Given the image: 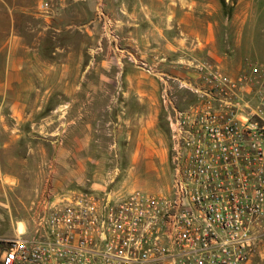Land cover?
I'll return each mask as SVG.
<instances>
[{
    "label": "built area",
    "instance_id": "2783aa9c",
    "mask_svg": "<svg viewBox=\"0 0 264 264\" xmlns=\"http://www.w3.org/2000/svg\"><path fill=\"white\" fill-rule=\"evenodd\" d=\"M43 12L51 9L41 1ZM194 100L161 94L170 129L166 193L56 187L49 176L2 264H249L264 244V62L227 71L189 60ZM163 76V72H160ZM2 110L0 106V123ZM0 124V168L2 161Z\"/></svg>",
    "mask_w": 264,
    "mask_h": 264
},
{
    "label": "rangeland",
    "instance_id": "374dc122",
    "mask_svg": "<svg viewBox=\"0 0 264 264\" xmlns=\"http://www.w3.org/2000/svg\"><path fill=\"white\" fill-rule=\"evenodd\" d=\"M41 1L45 0H0V40L7 38L13 23L29 43L40 40L47 47L70 46L64 54L72 50L80 60L84 79L80 92L113 96L90 101L96 104L93 111L87 109L86 99L75 100L80 119L94 117L95 130L58 133L65 139L64 163L55 160L58 151L51 141L56 134L34 131L28 122L23 136L3 146V215L16 221L30 219L31 201L49 176L61 189L96 187L166 193L172 167L163 89L170 86L183 108L194 100V94L175 76L194 70L189 60H212L233 72L249 61L264 62V0H199V11H213L214 45L211 52L187 50L188 54L167 48L168 41L176 42L177 35L171 33L137 37L132 30L125 35L126 29H135V19L128 23L122 19L119 0H108L107 4L105 0H79L64 8L56 0H49L52 10L47 12H41ZM145 2L156 11L166 8L161 0ZM143 17L139 26L146 33L152 22L146 14ZM193 39L188 41L192 43ZM125 61L127 75H122ZM123 92L129 95L125 100L118 96ZM46 105L45 110L50 109L54 101ZM75 175H80L81 183L74 180ZM58 181L68 184L59 187ZM7 247L8 242L0 240V249ZM254 255L249 264H264V244Z\"/></svg>",
    "mask_w": 264,
    "mask_h": 264
},
{
    "label": "crops",
    "instance_id": "0c3cea01",
    "mask_svg": "<svg viewBox=\"0 0 264 264\" xmlns=\"http://www.w3.org/2000/svg\"><path fill=\"white\" fill-rule=\"evenodd\" d=\"M56 1L61 5V8H64L79 0ZM105 3L107 4L108 0H105ZM119 3L122 19L127 23L129 19H135V29H129V31L126 29L125 35H128L132 30L137 37L145 36L147 33L157 36H166L171 33L177 35V38H175L176 42L174 43L168 41L166 46L170 50L184 53H187V50L199 53L207 50L212 51L215 24L210 19H212L213 11L204 13L199 11V0H161V3L166 7L162 11H156L151 6L149 8V3L145 0H119ZM208 5V3L205 4V6ZM177 13H180V17H177ZM143 14L149 16L152 22V26L148 28L146 33L145 29L139 26L145 20ZM11 19L14 20L13 17ZM196 19L200 20L199 23L196 22ZM7 35L5 40H0L2 145L4 147L9 146L14 140L23 136L26 132L24 124L28 122L34 131L54 132L56 134L51 141L58 151L55 160L64 163L62 153L66 144L62 134L58 135V133L95 130L94 117L92 120H81L80 114L74 107L75 100L86 99L88 101L87 109L93 111L96 104L90 101L106 97L110 99L113 95L94 91L80 92L84 80L80 75V60L74 56L72 50H67L68 53L71 52L67 55L64 54L65 49H70V46L53 45L47 47L40 40L29 43L21 34L17 33L13 23L8 28ZM191 37H195L192 43L190 40L188 41V38ZM187 60H189L188 57ZM126 64L127 61L122 62V75H127ZM87 66L89 69L91 68L90 64ZM179 74L175 77L193 82L198 80V74L193 69ZM118 96L125 100L129 95L127 92H123ZM51 100L54 101V105L45 110L48 107L47 102ZM74 180H77L78 183L82 182L80 175L77 177L75 175ZM66 182L58 181V186L67 185ZM5 186L4 181L0 182V240L8 242L17 235L18 230H25L28 220L16 221L3 215L2 206L6 204L4 200ZM4 250L0 249V264H2Z\"/></svg>",
    "mask_w": 264,
    "mask_h": 264
}]
</instances>
